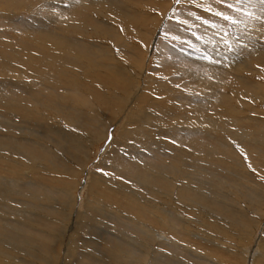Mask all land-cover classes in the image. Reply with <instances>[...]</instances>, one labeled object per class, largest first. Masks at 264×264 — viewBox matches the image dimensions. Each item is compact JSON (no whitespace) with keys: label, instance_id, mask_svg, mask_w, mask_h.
<instances>
[{"label":"bare ground","instance_id":"obj_1","mask_svg":"<svg viewBox=\"0 0 264 264\" xmlns=\"http://www.w3.org/2000/svg\"><path fill=\"white\" fill-rule=\"evenodd\" d=\"M40 1H43L42 10L49 11L46 6L54 8L50 1ZM132 1L66 0L60 9L66 11L69 9L70 12H77L81 9L86 11L82 14L87 17L91 16L87 14L92 9L91 7L96 8V16H91L94 24L87 25L83 21L71 18L72 20H65V28H63L64 24L63 27L57 26L61 22L57 20L58 17L52 16L46 23L51 28L57 26L56 30L48 31L50 27L47 29L43 20L36 22L37 27L40 26L37 28L39 30L30 26L31 24H28L29 26L26 24L25 26L30 30H37L43 38L32 40L34 37L29 36L24 40L28 43L27 45L16 43L13 46L11 44L12 50L10 48L9 52H3V54L2 51L0 52V78L9 79L11 83V87L7 88V84L4 86L7 88L5 90L0 88V112L19 111L25 123L31 124L29 119L35 115L34 111L27 113L28 109L21 101H6V99L13 100L15 97L9 93L19 88L20 94L27 92L29 94L32 88L30 81H32L41 84L47 92L43 94L40 90L41 93L31 99L34 106L28 107L33 110L37 107L39 115L41 114L40 116L44 118L54 115L58 128L64 131L63 133L57 129L51 132L49 125L40 122L42 125L39 127L43 131L41 134L46 138L49 135L51 138L48 148L44 144V147L40 146L38 150L25 149L24 145L29 144L25 138L19 137L21 140H16L15 137H13L15 140L4 138L6 144L0 147V264H264V233L262 238L260 237L256 252L249 254V249L246 248L252 239H256L255 230L263 225L264 231V196L260 198L256 195L250 201V206H255L257 213L263 216L258 222H252L250 216L243 212L248 211L246 209L239 213L223 206L229 202V206L232 207V203L236 202L230 197V189L235 191L237 175L231 174L232 182L229 181L228 184L224 181L230 177L224 175V181H219L221 180L219 179V183H216L215 177H220L215 174L216 172L211 176H206L201 173L205 170L204 168L197 173L195 169L185 166L184 161L181 160L184 154L182 150L178 151L175 159L181 163L180 168L184 167L190 175L188 177L191 181L188 178L187 182H184L185 180L182 182L179 176H174L173 169L168 162L163 166L160 164L161 167L154 166L153 172L148 169L143 179L141 174L135 177L130 176L131 168L128 171L125 168L121 170L118 168L124 162V158L130 157L132 160L137 157L138 151H142L140 148V150L135 149L136 146H131L130 142L146 136L148 122H151L150 128L154 131L155 137L159 138L161 134L168 135L174 131L169 124L175 117L169 113L166 114V111H185L183 106H180L181 104L175 106L174 99H161L162 96L159 98L157 95L149 97L148 89L135 86L127 69L123 67L142 69L144 64L146 65L145 60L136 55H134L136 58L125 55L126 52L124 54L122 52L123 55L119 58L113 51L123 46L128 48L127 52L134 50V44L124 35H132L128 32L129 25L137 29V24L143 15L139 14V11H134V8L131 10L128 7ZM32 2L37 3L39 0H30L26 3L29 7L20 3L19 0L12 1L16 6H25L26 10L35 6V4L31 5ZM7 17L6 15L5 18ZM118 26L124 30V34L121 35ZM138 28H140L139 25ZM65 29L69 33L74 29L77 31L66 34ZM134 35L132 36L134 40L140 39ZM144 36V33H140L141 38ZM3 44L6 43L3 42ZM252 45L255 48L254 51L250 49L249 52L245 49L243 51L242 48V52L239 50L241 54L239 57L227 55L229 52L223 54L220 51H214L218 53V55L214 54L216 56L215 59L213 58L214 62L205 61L203 57L199 59L203 60L202 62L207 66L213 65L212 67L224 68L226 71H235L242 67L250 69L252 63L257 61L264 64L263 45L257 46L254 41ZM221 49L224 48L221 47ZM220 53L222 55H219ZM200 60L198 61L201 64ZM22 76L29 77L30 81L24 85L20 81L16 84L15 79ZM237 79L249 84L244 91L246 94H249L250 86L259 89V84L251 83L248 78L238 76ZM7 81L5 82L8 83ZM195 84L202 88L209 86L201 80ZM22 87L26 90H21ZM42 97L51 100L48 104L46 103L47 105H42ZM254 98L258 99V97ZM179 101L177 102L180 103ZM119 114L122 116L121 122L125 120V127L131 125L132 122L136 124L138 121L133 120L137 117L142 120H139L140 125L136 124L134 128L131 125L132 127L120 131L118 139L114 142L112 139L108 147L104 144L105 149L100 156V162L98 164L96 162V168L104 173L113 171L111 174L116 175L118 179L121 178L120 183L101 173L94 174V176L86 174L85 170L88 167L84 162L91 159L94 145L107 139L109 128ZM229 115H221L222 118L219 121L224 125H231V122L222 120L230 117ZM178 118L179 123H188L184 116L179 115ZM196 121L202 124L204 120L197 118ZM211 124L215 125L214 120ZM207 125L204 124V126ZM212 128L224 132V129ZM131 132H135V135L128 139L126 134L132 135ZM210 138L212 136L208 139ZM0 141L2 142V139ZM218 141L222 144L221 139ZM134 145L138 146L139 143ZM165 147L168 148L166 144ZM220 147L222 151L215 150L212 146L206 147L207 150L201 148L198 150L202 154L198 155L199 159L209 165L213 160L223 165L227 164V160L234 154V151H230L225 142ZM117 161L119 163L115 164ZM136 169L141 170V166L136 165ZM77 173L81 176L85 173V176L76 185ZM177 174L183 175L182 168ZM200 174L203 178L199 177ZM211 177L213 179H210ZM241 178L246 179V176L242 175ZM132 186H138L139 189H134ZM75 187L79 189L73 198ZM236 189L238 193L239 190ZM85 190L89 198L83 203ZM55 195L60 196V199L56 200ZM146 195L150 197L147 198ZM242 196H245L248 202L247 195L242 193ZM3 199L14 203L22 202L26 204L24 207L27 210L12 207L13 205L2 202ZM54 201L57 202V206L54 205ZM166 203L173 206L172 211L164 208L163 205ZM206 208L209 209V213H204ZM214 214H218L216 219ZM114 218L118 222L111 224L113 228H118V225L122 228L123 226L131 228L137 231L138 237L131 238L126 234L123 235V231L110 230L113 228L108 225L107 221ZM211 218L217 220V223ZM106 240H109L107 241L109 243L113 242L111 243L113 245L107 246ZM170 248L175 249V252L178 250L177 254L175 255Z\"/></svg>","mask_w":264,"mask_h":264},{"label":"rangeland","instance_id":"obj_2","mask_svg":"<svg viewBox=\"0 0 264 264\" xmlns=\"http://www.w3.org/2000/svg\"><path fill=\"white\" fill-rule=\"evenodd\" d=\"M12 1L14 2L16 0H0V16L3 17L0 18V40H1L0 52L2 51L1 52L2 54L3 52L4 53L9 52L10 48L12 50V47L16 43L27 45L28 43L25 42L24 40L29 36L34 37L32 38V40H39L43 38L40 36V34L37 31L39 30L37 28L40 27V26L37 27V23H36L37 21L42 22L41 20H43L47 25L49 19H51V17L53 16L55 18L58 17L57 20L62 22V23L60 22L61 24L59 23L60 25L59 24L57 25L61 27H63V24L67 19L68 20L75 19L77 21H83L87 25L89 24L92 25L94 24V20L91 18V16L94 17L97 14L96 8L93 7H91L92 9H90V11L87 12V14L91 15L89 16L90 18L83 15L82 13L85 14L86 11H83L81 9H79V11L77 12H70L71 10L69 9L67 11L64 9H60V7L64 5L66 0H48L50 1L51 5L54 6V8H49V6H46V8H48L50 12L41 9V4L43 1L40 0L37 3L32 2L31 5L35 4V6H33V8H30L29 10H26L25 6L24 7L21 5L16 6L14 3H12ZM19 2L26 5V3H29L30 0H19ZM227 2L232 3L233 5H236L246 11H250L251 13H253V15L251 17L244 16L241 12H237L232 9L225 8L223 4L217 3L216 0H179V3H177V0H133L132 1L133 4L130 3L132 5L128 4V7L131 10L134 8V11L135 10L139 11V14L142 13L143 19L141 18L139 24H137V29L131 25H129V30L128 28H125L128 30L129 34H132V35L125 34L124 36L134 44L133 45L135 46L134 50L132 51L128 50L127 52L128 48H124L123 46L121 47V49L117 48V50H113L115 55L121 58L122 55L126 52L125 55L128 56L131 55L133 57L134 55H136V57L145 60L146 65L144 64L142 69L138 67L137 68L128 67V66L123 67L125 70L127 69L128 74L131 77V80L133 81L135 86H140L143 88L145 87L146 89H148L150 95L149 97L153 95H157L159 98L162 96L161 99H165V98L174 99L173 102H176L175 106L181 104L180 106H183V109H185V111H166V114L169 113L171 114V116L174 115L173 117H175L173 121L172 120L170 121L169 124V126H172L174 128V131H172L168 135L161 134L159 138L155 137L154 131L150 128L151 122H148L149 123L148 127H146V131L148 132L145 133L146 136L139 137V139L142 142L139 139L134 140L135 142L133 140L132 142H130L131 146L133 147L136 146L135 149L140 148L142 149V151H138L137 157L133 158L132 160L130 157L124 158L125 159L124 162L120 164L118 168L120 170L121 168H125L126 171H128V169L131 168L132 170L131 172H129L130 176L135 177L138 174H141V176L143 175L141 177L143 179L144 175L147 174L146 172L148 169L152 170L154 166L161 167V165L163 166V164H166L168 162V164H170V166L173 169L172 172L174 176H179L182 182L184 180H185L184 182H187L189 178L188 176L190 175L187 174V172L184 170V167L181 166L183 175L181 176V174L179 175L177 174V172L179 173V169H181L179 166V164L181 163H178L175 157L177 156L178 151L182 150L184 151L183 152L184 154L183 157H181V160L184 161L185 166L195 169L196 171H198L197 173L201 172V169L204 168L205 170L202 171L201 173H203L206 176H211V174L213 175L214 172H216L215 174L220 176L219 178L215 177L217 180L216 183L217 182L219 183V181H224L223 179V175H224L230 177L228 178L227 181L226 180L224 181L225 183L228 184L232 182L231 174H234L235 176L237 175L236 176L237 180L235 182L237 183L239 182V183L238 184L235 183V185L234 184L233 185L234 187L238 188L239 192L236 193L237 190L236 188L234 192L233 189H230V194H231L230 197L234 199V201L236 202L232 203L233 204L232 207L229 206V202L223 204V206L227 207L228 209H233L239 213H241L244 209H246L248 211L246 212L243 211V212L247 213L250 216L252 222L253 221L258 222L263 218L264 214L261 217V213H257L258 210H256V207L250 206V201L252 198H255L256 195H258V197L260 196V198L264 196V64H262L260 61H257L255 63H252L253 65L250 69L248 67L245 68L242 67L243 69L237 68L235 69V71H226V69L224 68L212 67L213 65H209V66L205 65L206 63L202 62L203 60H200L199 57H203L205 61L214 62L215 61L214 59L216 57L214 56V54H216L219 51L223 54H227V52H229L227 55H232V56L235 55V57H239V55H241L240 51L242 52V50L243 51L246 50L248 52L249 49L251 51L255 50L254 46L252 45V41H254V43H256L257 46L263 45L264 47V6H262L264 5V2H262V0H227ZM208 5H210L215 10L225 11L227 14L232 15L236 19L240 20L241 23L236 25L228 24L226 21L221 20L219 17H216L212 15L210 12L205 11L204 7ZM26 6L29 7V5ZM6 15L8 16L7 18H5ZM197 17H199L200 19H197ZM205 20L209 21V23L207 24L204 23L203 21ZM178 21H186L187 23H179ZM28 24L29 25L31 24L30 26L32 27L34 26L37 30L35 29L30 30L29 27H26L29 26ZM213 24H215L216 27H213L212 26ZM138 25L140 26V28H138ZM57 26L56 27L52 26L51 28L50 26L47 25L45 27L47 29H49L50 27L48 31L50 30L52 31V30H56ZM63 28H65V24ZM75 30L76 29L70 30V33H73ZM118 30L121 33V35L124 34L123 32L124 30H121V27H119ZM66 31H64L66 34H70L68 30ZM140 33H144L145 35L143 37L144 39L140 37ZM225 33H227V35H225ZM133 35L136 36V38H140V39L134 40L132 37ZM247 35L249 36L248 38ZM225 40H227V44L224 42ZM246 41L247 44L249 42L248 45L246 44ZM3 42L6 44L4 45ZM218 44L224 49H221V47ZM214 51L217 52L215 53ZM221 53L219 55H222ZM216 55H218V53ZM197 57L198 60H200L203 63V64L201 63L202 65L198 60L196 61ZM206 57H209L210 59ZM131 69H135V70L133 71ZM250 70H254V71H250ZM258 71L263 73H255ZM136 72L139 73V75L141 74V76H139ZM229 72H231V74ZM145 75L148 76L147 77L148 79L146 78ZM238 76L248 78V80L251 81V83L253 82L255 85L259 84V89L257 90V88H252L250 86L249 94H246L244 91L249 87V84L247 83L245 84V82L239 81V79H237ZM0 80H1L0 88H2L3 90L7 89L8 87H11L10 85L11 83L9 82V79L0 78ZM200 80L205 82V84L209 86L207 88H202V86L195 84L197 81ZM5 81H7L8 83H6ZM18 81H20V83L24 85L25 83H28L27 81H30V78L29 77L26 78L25 76H22L21 78H16L14 82L18 84ZM30 83L32 84V88L30 89L29 94L28 92L20 94V88L18 90L13 88V90L14 89L15 90L9 94H12V96L15 98H13V100L6 99V101H21L22 104H24V107L30 110V111L27 110L26 111L27 113L28 112L31 113L34 111L33 114L35 115H32L31 117L32 119L31 118L29 119L31 124L25 123L24 118L21 116V112L19 111L0 112V116H2L0 117V138L2 139V142L0 141L1 143L0 147L2 146L4 147V145L6 144L4 142H6V140L13 139V137H15L17 138L16 140H21L22 138L27 139L29 144L27 143L28 145H24L25 149L30 148V149L38 150L40 146L44 147V144L48 148V143L50 142L49 139L51 138V136L49 138L48 135L47 136L48 138H46L41 134V132H43L42 129H40L41 125L43 123L45 125H49L48 127L49 129L51 128L50 129L51 132L59 129L54 115H50L49 118H44V116H40L41 114L39 115L38 113L39 110L37 107L35 108V110L28 107V106L30 107L34 106L33 105L34 102L33 100H31L34 96L38 95L41 92L42 93L47 92V90H45L41 84H37L32 81H30ZM1 84L3 85V87H1L2 86ZM4 86H6L7 88L6 87L4 88ZM22 88L23 89L21 90H26L24 87ZM40 90L41 92H39ZM252 94H254V96ZM254 97H258V99H255ZM50 100H51L50 98L46 99V97H42L41 98L42 105H47L50 102ZM177 101H179L180 103H178ZM120 110L121 109H119V111ZM236 113H238L239 115L238 114L235 115ZM223 114L224 115L230 114L229 115L230 117H226L222 120L231 122V125L229 124L224 125V123L219 121L222 118ZM179 115L184 116L187 119L186 122L188 121V123H179L180 122L178 118ZM191 116L194 117L192 118ZM121 117H122L121 114H119L118 118L114 120V122H112L108 132L109 135L105 140L106 142L105 141L102 142L103 140H101L99 143H96L94 145L95 151L93 150L90 156L91 159L84 161L89 169V170L87 168L86 170L84 169L86 171L85 172L86 174H93L94 176V174L98 175L101 173L107 176L109 179H114V181L118 183L121 182V178H119L120 179L119 180L116 177V175L111 174V172L113 171H109L107 173L105 171L104 173L103 171L101 172L98 168H96V165L101 160L100 156H102V151H104L105 147L109 146L111 140L114 139L113 140L114 142L116 139H118L117 136H119L121 132L125 130V128L127 129L132 126H133L132 128H134L136 124L140 125L139 120H142L139 117H137L135 120H133V121H138L136 124L132 122L131 124L132 126L128 125V127H125L126 126L124 125L125 120L121 122ZM197 118L198 119L201 118V121L204 120L203 123L205 125L207 124L208 125L204 126L203 123L201 124L198 123L197 121L195 122ZM245 118L247 120H244ZM9 119L10 121H8ZM213 120L215 123L214 126L213 124H211ZM127 121L130 120L127 119ZM238 124L241 126H239ZM53 125L55 127H53ZM14 127L17 129H15ZM212 127L224 129V132L221 130L213 129ZM59 130L61 131L62 129L60 128ZM61 132L64 133V131ZM131 133L132 135H130L129 133L126 134L128 139L134 137L135 132H131ZM240 133L242 134V136ZM205 135L208 138L212 136V138L208 139ZM4 138L7 139L5 140ZM15 138L13 140H15ZM146 138L148 139V141ZM160 138L162 140H159ZM218 139L222 140L223 145L225 142L228 145L230 151L232 150L234 151V154L231 155V157L227 160V164L223 165L220 162L213 160L210 161L212 164L209 165L206 162L201 161L198 157V155L200 154L198 150H200L201 148H205V150H207L206 147L212 146L213 149L215 150L220 149V151H222V147H220L222 144L220 141H218ZM39 141L41 145L40 143H38ZM137 142L139 143V145L142 144L141 145L142 147L141 146L139 147V145L138 146L134 145V144H138ZM104 144L106 145L105 147ZM165 144L168 146L169 149L165 147ZM236 145H238L239 149ZM111 146L112 145H110V147ZM259 149L263 151L259 152L258 151ZM118 163L119 162L117 161L115 164ZM194 164H196V166H194ZM202 164H207V165L201 166ZM136 165L137 166L140 165L141 170L136 169ZM85 173L83 174V176H81L80 173L79 174L77 173L76 175L77 180L75 182L76 185L77 182L79 183L80 180L81 181L83 180L81 178H84ZM242 175L246 176V179H242L241 178ZM199 177L203 178L201 174L199 175ZM204 179L207 180L206 177H204ZM210 179H213V177H211ZM250 180H252V182ZM212 181L215 182V180ZM132 188L137 190L139 189L138 186L137 187L132 186ZM74 189L76 191H74ZM78 189L76 187L73 188V198H75ZM242 193L244 195H247L249 199L248 202H246L247 198L245 196H242ZM84 194H83V203H85V201L89 198L86 190L84 191ZM54 197L56 200L60 199V196L55 195ZM145 197L149 198L150 196L146 195ZM215 198L218 199L217 197ZM9 201L7 199H3L2 202L10 206L13 205L12 207H15L17 209L20 208V210L23 211L26 209L25 208L26 204H23L22 202L14 203L10 201L11 203H9ZM56 204L57 202L54 201L55 206L58 205ZM163 206L168 211L173 210V206L168 203H166V205L164 204ZM204 213H209V209L206 208ZM214 215L216 219V215L218 214H214ZM211 220L217 223V220H214L213 218H211ZM116 222H118L116 218L107 221L108 225H110L112 228L113 225L111 224ZM122 223H124L123 220ZM262 228L263 225L259 229L254 231V236L257 233V237L255 240L252 239L251 242L247 245L248 247H246L247 249H249V254L251 252L257 251L258 242L262 238L264 233ZM110 230L123 231V235L126 234L131 238L138 237V233L136 230H132L131 228H126L125 226H123L122 228L120 225H118V228H113ZM167 236L169 237V235ZM107 241L109 240L105 241V244H107V246L113 243V242L109 243ZM170 249L173 251L175 255L177 254L178 250H176L177 252H175V249L174 250L172 248ZM168 252L169 254L171 253L169 250Z\"/></svg>","mask_w":264,"mask_h":264},{"label":"snow or ice","instance_id":"obj_3","mask_svg":"<svg viewBox=\"0 0 264 264\" xmlns=\"http://www.w3.org/2000/svg\"><path fill=\"white\" fill-rule=\"evenodd\" d=\"M217 3L223 4L225 8L227 9H232L234 11L237 12H241L244 16H248L251 17L253 15V13H251L250 11H246L236 5H233L232 3H228L227 0H216ZM262 2H264V0H262ZM177 3H179V0H177ZM204 10L207 12H210L212 15L219 17L221 20L226 21L228 24L231 25H236L241 23L240 20L236 19L234 16L227 14L225 11H220V10H215L213 9L210 5L205 6ZM197 19H200L199 17H197ZM179 23H187L186 21H178ZM204 23H209V21L205 20L203 21ZM213 27H216L215 24L212 25ZM225 35H227V33H225ZM227 44V40L224 41ZM208 58V57H206Z\"/></svg>","mask_w":264,"mask_h":264}]
</instances>
